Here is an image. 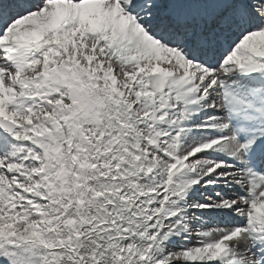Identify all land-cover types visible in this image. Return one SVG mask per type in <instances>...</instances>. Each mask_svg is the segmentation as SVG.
<instances>
[{
	"label": "snow or ice",
	"instance_id": "6c2138e0",
	"mask_svg": "<svg viewBox=\"0 0 264 264\" xmlns=\"http://www.w3.org/2000/svg\"><path fill=\"white\" fill-rule=\"evenodd\" d=\"M0 264H264V0H0Z\"/></svg>",
	"mask_w": 264,
	"mask_h": 264
}]
</instances>
